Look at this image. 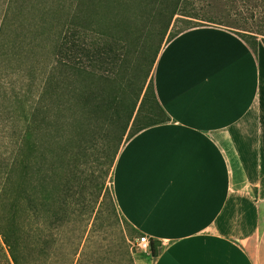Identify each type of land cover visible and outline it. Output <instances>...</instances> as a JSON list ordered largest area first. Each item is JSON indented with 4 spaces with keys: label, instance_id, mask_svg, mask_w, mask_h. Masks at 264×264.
I'll return each mask as SVG.
<instances>
[{
    "label": "crops",
    "instance_id": "crops-1",
    "mask_svg": "<svg viewBox=\"0 0 264 264\" xmlns=\"http://www.w3.org/2000/svg\"><path fill=\"white\" fill-rule=\"evenodd\" d=\"M17 1L4 0L0 44L7 21L20 14ZM42 1L52 31L47 21L19 26L33 34L30 49L44 46L49 56L29 107L18 108L16 148L27 112L97 142L160 0ZM232 2L220 0L215 13L211 4L199 10L197 0L180 1L172 22L200 25L164 43L156 57L154 92L168 120L129 138L127 130L113 162L115 203L155 242L152 264H264V35H256L254 52L229 29Z\"/></svg>",
    "mask_w": 264,
    "mask_h": 264
},
{
    "label": "rangeland",
    "instance_id": "rangeland-1",
    "mask_svg": "<svg viewBox=\"0 0 264 264\" xmlns=\"http://www.w3.org/2000/svg\"><path fill=\"white\" fill-rule=\"evenodd\" d=\"M33 2H36V0H33ZM205 3L211 4L212 6L209 7L213 8L215 13L220 12V0H197L196 7L199 10L203 9ZM233 5H235V8L230 17ZM4 11V0H0V17ZM16 13L15 11L13 20L10 19L7 21V36L5 41L0 44V165L3 163L2 167L4 168L1 183L5 181L6 171L12 167V162L17 156L15 163L13 162L14 173L12 171V176L14 175V179L12 177L11 183L8 182V185H10L9 188L12 185L16 190L17 181L21 183V178L24 175H27V180L25 179L23 181L25 184L38 186L40 184L39 181L44 175L43 171L50 169V166L53 164V155H56L53 151H56L58 154L63 155L64 160L62 167L58 163L60 165H57L58 169L62 168L67 171V169L69 170V168L76 166L75 171L78 174L76 189L78 194L76 196L68 195L66 198L75 200L77 203L80 200L81 203L88 206V215L90 217L88 232L90 231L91 233L93 229L91 223L94 224V230H96L93 235L96 238L91 236L92 239L88 253L92 254L93 251L99 250L108 239H111L114 240V244L117 246L114 253L118 252L108 255V260H102V264H152L151 255L136 250L134 244L137 239L130 238L132 226L123 221V217L113 197L112 173L115 159L113 158L114 153L115 151L117 153L120 151L126 138V135L123 136V124L126 123L132 113L133 118L136 116L140 104V99L137 101L140 89L143 85L145 89L150 80L153 79L154 64H152V57L154 49H152L149 54L150 56L144 62L143 67L137 72V78L136 80L134 79L135 85L132 88L130 96L123 95V99L120 101V107L127 102L125 104L127 106L126 112L124 115L122 114L121 120L117 121L119 124L113 130L115 133L111 134V132H108L106 140L102 137L101 140L92 143L86 139L63 134L47 125L35 124L31 143H35L36 148L26 149L24 147L20 151L21 153L17 155V139H15L17 136L15 135L18 134V131L21 132L23 124L21 119L19 123L17 121L19 119L18 108H28L29 101L33 100L31 99V93L33 96V92L36 90L35 76L41 72L40 69H44L45 63L48 60L49 49L44 48V46H41V48L36 46V48L33 47V50H31L30 47H32V44L34 45L36 43L33 41V34L31 35L28 31L22 32L21 28H19L24 20H30L33 25L42 23L37 18H33L37 11L34 14L28 13L27 11H24L22 14L18 13V15ZM167 21L168 18L166 17L163 22L156 24L155 46L159 43L162 47L167 42L170 33H176L179 30L184 31L188 26L187 23L182 21H175L173 23L172 20L165 34ZM227 24L229 29L236 34L244 33L243 30L258 31L264 34V0H233L229 10ZM8 27H10L9 30L7 29ZM43 44L48 46L47 42ZM152 102V97L149 93L147 104H153ZM135 105L136 108L133 112ZM146 110L144 108L138 114L139 119L144 122L150 121L149 116L152 118L155 117L154 115L146 114ZM49 179L50 181L56 180L53 177ZM102 185L103 189L101 191L100 186ZM16 198L20 197L16 196ZM13 199L10 196L5 200V203ZM113 207L116 208L118 216L113 214ZM4 211H7V208ZM77 235L78 232L67 234L63 245L65 251L70 252L72 250V242H77ZM123 242L124 244L127 243L130 248L128 254L122 251ZM122 252L123 255H121ZM0 264H14L1 235Z\"/></svg>",
    "mask_w": 264,
    "mask_h": 264
},
{
    "label": "trees",
    "instance_id": "trees-1",
    "mask_svg": "<svg viewBox=\"0 0 264 264\" xmlns=\"http://www.w3.org/2000/svg\"><path fill=\"white\" fill-rule=\"evenodd\" d=\"M57 1L58 2L56 5H59L60 0ZM180 1L181 0H160L158 7L154 13L153 19L146 32L144 41L134 61L131 73L127 79L121 97L113 111V115L108 124L107 130L103 136L104 140H106L108 132H111V134L115 133V131L113 130L119 124V122L117 121L121 120L122 114L124 115L127 109V106L125 105L127 102L122 107H120V101L123 99V95H127L128 97L132 93V88L135 85L134 79L136 80L138 74L137 72L140 71V69L143 67L144 62L150 56L149 54L151 53L152 49H154L152 64L155 63L156 57L161 47V44L159 43H157L155 46L154 42V37L157 33L156 24L159 22H163L164 18L167 17L168 21L165 30L166 34L170 22L173 20L176 14V10ZM14 6L17 8V11L20 12V14H22L24 11L34 14V12L37 11V13L34 14L33 18H39L42 23L44 21H47L50 26V29H48V33L52 31L54 17L50 19V10L47 8V1L44 3V1L42 0H36V2H33V0H19ZM234 8L235 5H233L231 9L230 17L233 13ZM69 15L70 11L67 13V19ZM176 21L187 23L188 26L186 29L200 25L199 23L189 20L176 19ZM62 27H64V24L62 25ZM182 31L183 30H179L176 33H170L167 41L171 40ZM243 31L244 33H238V35L247 44H249L254 52H256V35L264 34L258 31ZM2 32L3 29L0 32V42L3 36ZM45 33L47 32H44V34ZM61 34L62 31L60 32V34H58L55 42L56 45L61 37ZM149 93L151 94L153 101V104L150 105L147 104ZM139 99L140 104L136 116L133 119L132 113L128 117L126 123L123 124V135L128 130L129 136L127 138L140 132L143 129L154 126L156 124L164 123L168 120V117L166 116L165 112L162 110L156 99L153 79L150 80L145 89L144 85L141 87L140 92L137 96V101H139ZM135 108L136 105L134 106L133 112ZM144 108L145 110L147 109L146 114L155 116L154 118L149 116L150 121L148 120L144 122L138 117V114H140L141 110ZM23 120L26 121V123L23 135L20 137L21 143L19 142L17 147V155L21 153L20 151L24 147H26V149L36 148V144L31 143L33 129L36 126L35 124L47 125L53 130L59 131L63 134H68L71 136L79 137L81 139H85L70 131L40 120L36 117L30 116L28 112L24 114ZM131 121L132 124L131 126H129ZM91 142L96 143L95 141ZM53 153L56 154H52L53 166L51 165L50 169H48L47 171H43L44 175L40 180L41 182L39 181L40 184L38 186L25 184V182L23 181H25V179L27 180V175H24V177L21 178V183L17 181L16 190L12 187V185L11 188H9L10 185H8V182L11 183L12 177L14 179V175L12 176V174L14 173L13 167L17 156H14L15 158L13 160L14 163L12 162V167L8 168V170L6 171L5 181L2 183L3 185H1L0 188V235L4 241V244L8 248L10 258L14 264H102V260H108V255H112L118 252L117 251L114 253V251H116L117 249V246L116 244H114V240L108 239L107 242L102 245V248L96 250L95 252L93 251L92 254L88 253V248L90 247L89 245L92 239L91 236H93L94 232L96 231L94 230V224L91 223V225H93V229H90L91 233L90 231L88 232V226L90 224V217L88 215L87 209L88 206L81 203L80 200L77 203V201L75 200L74 202L68 197L66 198V196L68 195L76 196L78 194L76 189V183H78V174H76L77 171H75L76 166L69 168V170L67 169V171L62 168L58 169L57 165L61 164V167L63 166V155L58 154L56 151H53ZM114 154L115 155L113 158H115L117 152L115 151ZM52 177L57 181H50L49 178ZM60 180L62 181L60 182ZM18 187L19 189H17ZM102 189L103 185L100 186L101 191ZM10 196H12L14 199L8 203H5V200ZM16 196H19L21 199L16 198ZM6 208L7 211H4V209ZM113 214H116V216H118V212L114 207ZM123 221L128 223L124 218ZM71 232H78L77 242H72V250L70 252H67L64 250L63 245L66 240L67 234ZM140 236L141 234L132 227L130 238L138 239ZM122 251L126 252V254L130 252V248L127 243L124 244L123 242ZM157 254L158 247L156 246L154 241H151V259H155L157 257ZM121 255H123V252L121 253Z\"/></svg>",
    "mask_w": 264,
    "mask_h": 264
},
{
    "label": "built area",
    "instance_id": "built-area-1",
    "mask_svg": "<svg viewBox=\"0 0 264 264\" xmlns=\"http://www.w3.org/2000/svg\"><path fill=\"white\" fill-rule=\"evenodd\" d=\"M136 250L143 252V253H149L150 252V238L146 235L140 236L136 243L134 244Z\"/></svg>",
    "mask_w": 264,
    "mask_h": 264
}]
</instances>
